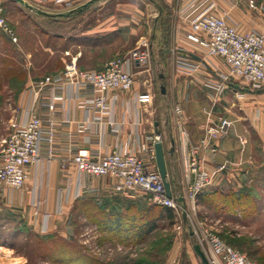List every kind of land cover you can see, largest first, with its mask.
Instances as JSON below:
<instances>
[{
	"label": "rangeland",
	"instance_id": "rangeland-1",
	"mask_svg": "<svg viewBox=\"0 0 264 264\" xmlns=\"http://www.w3.org/2000/svg\"><path fill=\"white\" fill-rule=\"evenodd\" d=\"M0 2L7 24L17 37L14 42L0 29V136L7 137L19 118V96L30 79L62 72L72 61L80 69L94 68L98 62L108 63L127 55L142 39L153 44L144 79H149L156 119H168L170 127L171 123L175 126L170 76L167 68H163L169 58L166 49L171 43L170 19L162 0H157L164 8V16L158 19L156 37H153V21L159 9L149 0H91L72 5L26 0L28 6L12 0ZM132 5L137 8L134 27ZM255 6L254 1L252 8ZM161 74L166 79L162 80ZM162 86L166 90L164 95ZM164 143L168 153L170 142ZM166 156L169 174H178L177 155ZM212 188L213 185L209 186L203 193L210 194ZM219 188L222 190L211 193L209 201L199 200L193 223L201 224L250 259L264 264V187L258 186L255 178L247 186L234 181ZM222 191L227 194L225 200L220 195ZM237 193L242 195L237 197ZM222 204H227L229 210H224ZM117 219L123 223L120 231L115 229ZM150 220L156 221L157 228L144 238H137L135 228ZM191 227L176 213L170 219L163 208L146 202L143 197L128 201L104 192L76 200L70 214L49 234H36L29 227L10 222L8 228L0 229V239L19 251L38 252L42 254L41 261L50 264L60 263L56 257H44V252L60 249L94 256L96 252H147L151 253V264H164L178 236L191 239L190 245L197 243L193 236L189 238ZM115 256L120 264L129 260L132 264V259H125L129 255Z\"/></svg>",
	"mask_w": 264,
	"mask_h": 264
},
{
	"label": "crops",
	"instance_id": "crops-1",
	"mask_svg": "<svg viewBox=\"0 0 264 264\" xmlns=\"http://www.w3.org/2000/svg\"><path fill=\"white\" fill-rule=\"evenodd\" d=\"M250 1H255V8L249 5ZM149 2L158 6L159 9L153 21L155 30L153 37H156L159 34L158 19L164 16V8L157 0H149ZM1 3L3 2H0V5ZM162 3L166 12L169 13L167 17L170 19L169 33L171 34V43L166 49L169 58L166 60L167 65L163 68H167L170 76V96L175 105L179 104L183 108L185 127L191 142L200 144L207 126L217 122L221 117L234 122L230 135L217 141L215 153L208 150L201 151V156L205 159V167L209 171L222 164H228L226 169L214 177L212 191L219 190V187L234 181L238 184L245 183L247 186V183L255 178H257V185L264 187V89L244 90L241 82L237 80L226 82L223 75L228 73V68L224 60L215 56L209 57L201 46L187 38L190 31L189 20L203 11L225 18L239 32L264 31V0H162ZM136 10L135 5H132L133 27L137 17ZM150 46L153 48V44ZM182 57L200 61L202 65L194 72H187L176 66L177 58ZM106 64L98 62L94 68L101 69ZM158 65L161 66L160 61ZM135 71L137 72L135 85L129 92H119L115 105L113 117L117 123H121V131L117 135L107 132L102 140V151L118 149L126 142L135 146L140 138L159 134L165 151L167 148L164 142L166 140L170 142L169 151L166 154L170 157L174 156L175 126L171 123L172 127H170L168 119L160 117V120H157L156 107H153L151 103H148L142 111L137 96L144 93L151 94V86L148 85L149 79H144L145 74L148 73L147 69L137 68ZM160 78L166 79L165 74H161ZM37 79L39 78L30 79L19 96V116L23 115L30 101L27 86L30 81ZM208 84H214L220 88L215 90ZM162 87L161 93L164 95L166 90L163 93ZM239 93L243 95L240 97ZM48 95L39 100V103L47 100ZM62 106L63 103H59L56 113L59 121L58 142L65 145L68 143V135H72L73 145L97 150L100 140L95 129L92 132L81 131L87 111L76 101L67 103L65 111L62 110ZM38 112L42 113L40 106ZM67 120L71 122H66ZM61 153L64 156L68 154L67 151ZM167 170L172 181V191L176 194L179 190L181 167L178 174H169L168 164ZM27 173L28 177L23 188L8 187L0 182L1 230L8 228L12 222L20 227H29L36 234H49L63 217L70 214L76 200L104 192L115 194L109 187L112 182L109 177L86 180L80 184L74 166L70 167V175L66 177L58 159L50 161L45 159L40 164L30 165ZM67 192H69V198L66 202ZM115 195L128 201L138 199ZM180 217L186 224L184 216ZM189 236L192 238V234ZM173 243L164 264H201L195 254L194 245H190L191 239L180 235L174 239ZM95 254L94 256L83 253L79 256L83 261H71L65 264H120L117 260L115 261V255L121 256V254L129 255L125 259H132V264H136L138 260L146 259L147 255L150 256L147 252L137 251L132 254L129 252L119 254L96 252ZM130 263L131 260L126 261L125 264ZM0 264H50V262L41 261V254L38 252L30 254L19 251L0 239Z\"/></svg>",
	"mask_w": 264,
	"mask_h": 264
},
{
	"label": "built area",
	"instance_id": "built-area-1",
	"mask_svg": "<svg viewBox=\"0 0 264 264\" xmlns=\"http://www.w3.org/2000/svg\"><path fill=\"white\" fill-rule=\"evenodd\" d=\"M44 1L72 5L91 0ZM250 5L254 7V1H250ZM189 23L188 40L201 46L209 57L224 60L228 68V73L223 75L226 82L237 80L244 90L264 89V31L239 32L225 18L209 11L197 14ZM0 29L14 42L17 41L15 33L7 24L1 5ZM150 60L151 46L148 40L142 39L127 55L108 62L101 69H80L76 61H72L62 72L30 81L27 86L29 104L9 135L0 136V182L8 187L23 188L28 177V166L40 164L45 159H58L66 177L70 175V167L74 166L80 184L86 180L109 177L112 180L109 187L115 194L134 199L143 197L146 202L170 208L177 215H183L186 225H192L190 234L201 246L210 264H261L236 250L201 224L193 223L196 221L192 216L198 208L199 195L212 185L217 173L228 167V164H222L212 171L207 170L201 151L215 153L217 141L232 132L233 121L219 118L217 122L207 126L201 143L194 144L185 127L182 106H174L176 137L173 154L178 157L181 178L179 190L174 194L172 181L168 176L172 196H168L157 167L155 144L162 142L159 134L144 136L135 146L126 142L118 149L102 151V140L107 132L117 135L121 131V123H117L113 117L118 93L132 90L137 78L135 70L145 68ZM201 65L200 61L191 58L176 60V66L187 72H194ZM208 86L215 90L220 88L214 84ZM46 94H49L47 100L39 103ZM239 94L240 97L243 95ZM150 98L149 93L137 96L142 111L151 103ZM74 101L87 111L81 131L92 132L95 129L98 134L100 141L97 150L73 145L72 135H68V143L65 145L58 142V105L63 103L62 110L65 111L66 104ZM39 106L42 113L38 112ZM62 151H67V156ZM67 193L66 202L69 198V192Z\"/></svg>",
	"mask_w": 264,
	"mask_h": 264
},
{
	"label": "trees",
	"instance_id": "trees-1",
	"mask_svg": "<svg viewBox=\"0 0 264 264\" xmlns=\"http://www.w3.org/2000/svg\"><path fill=\"white\" fill-rule=\"evenodd\" d=\"M4 9V8H3ZM5 15V13H4ZM218 191H211V193H217ZM205 193V192H204ZM200 194L199 197H198V202L199 200H206V201H209L210 200V194ZM224 194V195H223ZM223 199H227V194L223 193V191L221 192L220 194ZM242 194L241 193H237L236 196L239 197L241 196ZM158 207H161L163 208V210L168 214V217L170 219H174L175 218V212L170 209V208H166V207H162V206H159L157 205ZM223 206V209L224 210H229V207H227V204H222ZM115 223V229H117L118 231H120L122 229V226H123V223L121 221V219H117L114 221ZM157 228V225H156V221L155 220H150L149 222H147L146 224H141L138 228H135L137 229L138 231L136 232V236L137 238H144L145 236H147L149 233H151L152 231H154L155 229ZM136 231V230H135ZM42 255V254H41ZM44 257H56V261L59 262L60 264H65V263H68V262H71V261H78L81 259V257L79 256H82L81 254H76L75 252H70L68 250H65V249H60V250H56V251H47V252H44ZM151 258V253H150V256L147 255L146 259H140L138 260V263L136 264H151V260H149ZM79 262V261H78Z\"/></svg>",
	"mask_w": 264,
	"mask_h": 264
},
{
	"label": "water",
	"instance_id": "water-1",
	"mask_svg": "<svg viewBox=\"0 0 264 264\" xmlns=\"http://www.w3.org/2000/svg\"><path fill=\"white\" fill-rule=\"evenodd\" d=\"M14 2H17L23 6H28L26 0H12ZM162 92L165 93V87H162ZM174 143V142H173ZM155 154H156V162H157V167L158 170L162 176V179L164 181L165 184V188L167 191L168 196H172L171 193V183L168 180V170H167V163H166V151L164 148V144L162 142H157L155 144ZM182 201V200H181ZM195 254L198 256V258L200 259L201 264H210L209 260L206 256V254L204 253V251L202 250L201 246L199 244H194L193 246Z\"/></svg>",
	"mask_w": 264,
	"mask_h": 264
}]
</instances>
